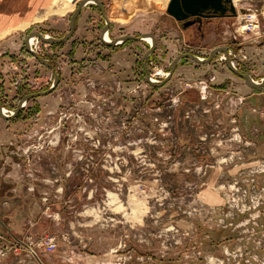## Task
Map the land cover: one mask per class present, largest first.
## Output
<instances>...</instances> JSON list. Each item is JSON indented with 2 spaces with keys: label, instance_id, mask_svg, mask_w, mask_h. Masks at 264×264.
I'll use <instances>...</instances> for the list:
<instances>
[{
  "label": "rangeland",
  "instance_id": "1",
  "mask_svg": "<svg viewBox=\"0 0 264 264\" xmlns=\"http://www.w3.org/2000/svg\"><path fill=\"white\" fill-rule=\"evenodd\" d=\"M63 1L64 16L1 36L7 110L52 87L55 73L25 53V40L69 32L83 0ZM99 1L107 17L113 9L112 42L130 4ZM233 1L234 20L216 21L205 39L193 31L157 44L146 67L148 42H100L106 22L94 4L85 11L95 40L75 31L59 45L36 42L59 84L26 103L31 118L0 117V189L11 187L0 196V264H264V88L248 87L224 54L182 60L162 87L146 82V70L163 82L181 54L226 48L261 83L264 0ZM166 20V35L183 38Z\"/></svg>",
  "mask_w": 264,
  "mask_h": 264
},
{
  "label": "water",
  "instance_id": "2",
  "mask_svg": "<svg viewBox=\"0 0 264 264\" xmlns=\"http://www.w3.org/2000/svg\"><path fill=\"white\" fill-rule=\"evenodd\" d=\"M89 2H93L90 4H94L99 8V10L101 11V14L104 17V20L106 22V26L102 30V42L105 45L111 47V46H116L119 42L123 43V42H126L128 40L142 41L145 36H147L153 40V44H151L149 51L146 53V55L144 57V60H145L144 65L146 67V61L155 52L156 47H157V40H156L155 36L153 34H150V33L143 34L140 37L123 36V37H119V38L115 39L114 41H112L110 43H107L104 39V35L106 32L109 31L111 22H110L109 17H107L105 15L103 4L99 0H83L78 4L77 9L74 11V13L71 17V21H70L69 32L64 37L59 38V39L52 38L49 36H45L43 33H40V32H32L28 35L27 39L25 40L26 51L29 54H31L33 57H35L39 61L40 64L51 69L55 73V81H54L53 86L49 90L44 91V92L32 93L30 95L23 97L18 104L17 110L14 112V115H12L11 117L5 116V114L3 112V106H2V103L0 101V117L2 119L13 120L21 112L22 107L25 103L29 102L30 100H33V99H36L39 97H45V96L52 94V92L56 89V87L59 84V75H58V73H56L54 65L48 63L45 59L39 57L38 55H36L35 53H33L30 50L29 45H28L29 39L31 37H36L39 40H41L43 43L50 44V45H59V44L68 42L73 37V35L75 33L76 23H77V20L81 14V11L83 10V8H85L87 6V4ZM231 2L233 3L234 1L233 0H170L169 5L167 7V14L170 17H172L177 23H183L184 22L183 29L185 30L189 27L194 26L195 24L202 25L203 21H205V20L212 19L215 17H224L226 15V12H227L226 5H229V4L231 5ZM228 10H230L231 13L233 15H235L236 11H235L234 6H230V8ZM189 19H193V20L187 21ZM218 54H224L225 55V57L227 58L228 67L231 69V71H233L239 77H241L246 82V85L248 87H250L252 89H257V90L264 88V79L262 80L261 84L255 83L254 80L251 78L249 72L243 74V73L237 71L236 69L232 68L231 59L228 57V52H227L226 48L214 49L213 51L210 52V55L207 59H201V58H199L193 54H181L180 56H178L173 61L172 65H171V71H170L169 75L167 76V78L163 82L153 83V81L151 80V77H150V73L147 70H146V73H147L146 82L148 84L152 85L153 87H162L172 79L177 66L179 65V63L182 60L190 59L197 64L205 65V64H210L211 62H213L214 58ZM263 65H264V62H263Z\"/></svg>",
  "mask_w": 264,
  "mask_h": 264
},
{
  "label": "crops",
  "instance_id": "3",
  "mask_svg": "<svg viewBox=\"0 0 264 264\" xmlns=\"http://www.w3.org/2000/svg\"><path fill=\"white\" fill-rule=\"evenodd\" d=\"M57 2L61 3L57 5ZM150 2L152 4L158 3L161 8L159 9L150 6ZM169 2L170 0H159L158 2H155V0H127L126 3H129L131 6L126 4V7L123 5V0H121L119 3L124 6L123 13L129 18L127 23L118 22L120 25L118 27L120 35H117V37L119 38L129 34L134 35L135 33L141 35L144 34V32L141 33L139 31L140 28L145 29L151 26L149 28L150 31L152 29H155L156 31L153 34L158 45H162V42L166 44L168 39L172 40V43H174V41L178 42L181 39H185L184 36L186 32L182 29L180 23L177 22H175L176 26L173 31L176 32V28L179 30L181 29L180 33L183 38L180 36L181 38L179 37L177 40L166 35V32L171 33L170 29L166 26V24L170 25V22H166V16L168 15L166 9ZM109 3L111 8H113L114 1L109 0ZM63 5H65L63 0H0V39L3 35L5 36L16 31H25L36 24L51 20L58 15L64 16L65 12L69 9H64L66 5L64 7ZM74 7H76V4L72 6V8ZM61 10H63V12H60ZM85 10L86 9L83 8L80 17L77 20L75 37L80 40H95L94 38L98 33L95 30V32H92V29H90L92 26L88 23L89 16L94 15ZM87 10H89V8H87ZM112 13L113 9L111 10V15ZM111 15H109L110 18ZM110 22L114 23L115 21L112 20ZM88 30H91V32H88ZM112 32L113 28H111L110 25L109 36L113 34ZM162 34L165 36H162ZM97 36L102 43V29L100 30V35ZM7 122H11V120H8Z\"/></svg>",
  "mask_w": 264,
  "mask_h": 264
},
{
  "label": "flooded vegetation",
  "instance_id": "4",
  "mask_svg": "<svg viewBox=\"0 0 264 264\" xmlns=\"http://www.w3.org/2000/svg\"><path fill=\"white\" fill-rule=\"evenodd\" d=\"M230 6H234L235 7L234 2L233 3L231 2V5L230 4L226 5L227 12H226V15L224 17H215V18H212V19L205 20V21H203L202 25L195 24L194 26L189 27V28L185 29L184 31L188 32L189 34H193V31H195L196 33H198L200 35L201 39H205L206 35H208V37H209V35H210V33L208 32L209 27L217 24V22L219 20H223V19L234 20L236 18L235 16H237V14L235 13V15H233L231 13V11L228 10L230 8ZM235 11H236V7H235ZM191 20H193V19H189L187 21H191ZM213 21H215V22H213ZM180 25H181V27L183 29L184 22L180 23Z\"/></svg>",
  "mask_w": 264,
  "mask_h": 264
},
{
  "label": "built area",
  "instance_id": "5",
  "mask_svg": "<svg viewBox=\"0 0 264 264\" xmlns=\"http://www.w3.org/2000/svg\"><path fill=\"white\" fill-rule=\"evenodd\" d=\"M253 16H255V15H253ZM253 16L251 15V14H248V17H251V20H253ZM253 21H257V16H255V20H253ZM45 35V34H44ZM45 36H49V37H51L50 35H45ZM108 37L109 38V32H106L105 33V35H104V37ZM37 39V41L36 42H38V41H41V40H39L38 38H36ZM143 41V40H142ZM36 44V43H35ZM147 44H149V43H147ZM118 45V44H117ZM150 46H151V44H149ZM30 50L33 52V53H35L36 55H39V50L37 49V45H34V47H33V49H31L30 48ZM40 57V56H39ZM151 57V56H150ZM149 57V58H150ZM228 57L229 58H233V60H231V64H232V66H234V64H235V60H237V57H236V55H234L233 53H232V51H228ZM227 58L225 57V55L224 56H222V59L221 60H226ZM236 66V65H235ZM234 69H236V68H234ZM167 76H168V74H167ZM251 76V75H250ZM151 77V80H154L153 79V76H150ZM252 78V77H251ZM253 79V78H252ZM156 82H160V81H158V80H155ZM262 81V80H261ZM53 83V82H52ZM54 84V83H53ZM53 86V85H52ZM26 103L23 105V107H22V109H25L26 108ZM3 112H4V114H5V116H7V117H11L12 115H14V112L13 111H11V110H7L6 108H4L3 107Z\"/></svg>",
  "mask_w": 264,
  "mask_h": 264
},
{
  "label": "trees",
  "instance_id": "6",
  "mask_svg": "<svg viewBox=\"0 0 264 264\" xmlns=\"http://www.w3.org/2000/svg\"><path fill=\"white\" fill-rule=\"evenodd\" d=\"M25 53L27 54V55H30L28 52H26L25 51ZM30 93L31 92H27V93H24V94H22V96H20V97H25V96H27V95H30ZM19 94V93H18ZM32 94V93H31ZM18 95H17V97H19ZM3 95L2 94H0V101H1V103H2V106L3 107H6V102L3 100ZM21 98V99H22ZM34 100H36V99H34ZM33 100V101H34ZM19 102H20V100H19ZM18 107V106H17ZM17 107H14L12 110L13 111H16L17 110ZM35 108H36V106H35ZM31 110V109H30ZM30 110H28L29 112H30ZM27 111H25V109L23 110V111H21L19 114H18V116H16L13 120H11V121H17L18 119H28V118H31V115L32 114H30L29 112L28 113H26ZM36 114L37 113H39V110H38V108H37V111L35 112ZM10 121V120H9ZM2 187H3V185H2ZM8 188H11L10 186H8L7 188H2V189H0V196L4 193V192H6V190L8 189ZM8 191V190H7Z\"/></svg>",
  "mask_w": 264,
  "mask_h": 264
},
{
  "label": "bare ground",
  "instance_id": "7",
  "mask_svg": "<svg viewBox=\"0 0 264 264\" xmlns=\"http://www.w3.org/2000/svg\"><path fill=\"white\" fill-rule=\"evenodd\" d=\"M90 3H93V2H89L88 4H90ZM87 4V5H88ZM121 8H119L118 7V10H120ZM120 11L117 13V12H115V15L117 14H119L118 16H116V17H119V18H121V15H120ZM253 20H255V16H253ZM104 39H105V41L107 42V43H110L111 41H110V38H108L107 36L106 37H104ZM36 41H37V39H36V37H31L30 39H29V48H31V49H33V47H34V45H35V43H36ZM143 41L144 42H148L149 44H153V40L151 39V38H149V37H147V36H145L144 38H143ZM122 44V42H119L118 44ZM231 66H232V64H231ZM232 68H236L235 67V64H234V66H232ZM163 76H167L166 74H163ZM153 81V83H158V82H156L155 80H152ZM255 83H258V84H261V83H259V82H256V81H254Z\"/></svg>",
  "mask_w": 264,
  "mask_h": 264
}]
</instances>
